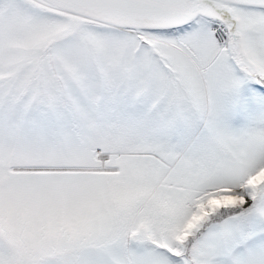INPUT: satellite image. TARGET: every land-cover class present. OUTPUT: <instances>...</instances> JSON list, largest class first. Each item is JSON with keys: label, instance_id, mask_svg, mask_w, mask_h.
<instances>
[{"label": "snow or ice", "instance_id": "1", "mask_svg": "<svg viewBox=\"0 0 264 264\" xmlns=\"http://www.w3.org/2000/svg\"><path fill=\"white\" fill-rule=\"evenodd\" d=\"M0 264H264V0H0Z\"/></svg>", "mask_w": 264, "mask_h": 264}]
</instances>
